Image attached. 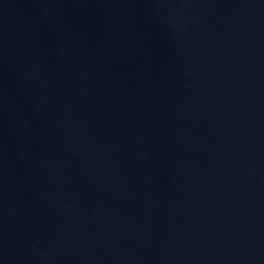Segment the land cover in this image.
I'll list each match as a JSON object with an SVG mask.
<instances>
[{
  "label": "water",
  "instance_id": "95a60500",
  "mask_svg": "<svg viewBox=\"0 0 264 264\" xmlns=\"http://www.w3.org/2000/svg\"><path fill=\"white\" fill-rule=\"evenodd\" d=\"M0 264H264V0H0Z\"/></svg>",
  "mask_w": 264,
  "mask_h": 264
}]
</instances>
